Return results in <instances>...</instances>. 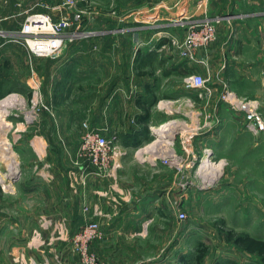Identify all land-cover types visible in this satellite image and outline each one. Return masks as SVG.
<instances>
[{"label":"rangeland","instance_id":"1","mask_svg":"<svg viewBox=\"0 0 264 264\" xmlns=\"http://www.w3.org/2000/svg\"><path fill=\"white\" fill-rule=\"evenodd\" d=\"M187 1L77 0L76 8L84 10V19L79 28L78 26L69 28L67 30L69 34H74V32L79 33V31H93L95 28H118L120 34L124 35L125 41L122 44L113 46V49L109 50L111 58L100 52L104 58L108 56L109 61H106L108 64H104L103 69L101 67V69H98L97 74L91 76V84L85 87L89 89L82 90L83 86L80 84V76H74L71 81L67 80L66 83L62 79L52 81L50 78L51 60L59 58L66 47L72 44L76 45L79 38L69 41L61 55L52 59L51 57H37L30 54L27 47L18 37L22 24L30 14L38 12L50 13L51 6L62 4L64 0H0V44L1 48L5 49V56L1 55L0 57V101L11 94H16L14 98L6 101L4 106H0V112H5L2 118H0V122L2 120L9 124L5 128L6 137L11 143V149L16 152L14 159L18 161L17 171L13 173L16 162L8 158L0 150V190L2 188L6 191L8 207L20 206L14 192L19 187L18 181L24 174L19 154L21 141L27 139L26 137L31 135L30 133L37 132L36 134L45 136L49 142L48 155L54 165L55 180L57 182L62 176L61 171L64 170L65 165L71 167L72 162H74L77 149L81 143L83 121L86 119L92 120V117L88 116L91 111L95 110V106L98 104V101L94 100L93 90L96 87L94 84L99 83L103 78L105 86L103 93L104 100L109 95L111 85L113 86L115 80L124 79L130 70H132L130 67L128 69L123 68V65L130 64V50L134 49L133 45H129L130 41L128 42L127 40L128 38L131 40L132 37H125L128 36L127 30L131 28H147L154 33L155 31L164 30L168 26L164 19L144 20L136 18L138 13L140 15H142V12L151 13L152 15L160 13L169 4L168 7L173 8L172 11L179 10V15L183 17L182 20H188L189 17L185 16H190L194 10L192 12L189 11ZM197 2L195 6L193 5V9L201 10L207 8V11H200L195 15L197 20L206 17H221L222 23L220 22L219 25L226 22L225 24L232 25V27L238 25L239 28L245 26L255 30L264 28L262 23L264 19L261 18L264 17V0H211L208 6L199 0ZM58 15H60V12H57L54 16L57 17ZM230 20L232 22L228 23ZM219 25L217 40L219 38ZM92 55V60H95V55ZM76 58L78 59V57ZM111 63L117 66V68L113 67L111 69ZM184 78L183 89L189 93L191 89L185 86ZM34 81L40 84L44 102L50 107L51 105L53 106V114L48 111L45 112L43 108V111L33 108L32 97L34 89L32 83ZM62 83L65 84L63 85ZM154 100L153 105H156L158 99ZM257 100L258 109L264 117L261 101ZM128 102V99L125 102H121L120 100L114 101L110 104V107L121 109ZM103 104L105 103L103 102ZM191 108L189 102L182 101V103L175 106L173 112H170L169 116L172 117L168 119L178 118V116H190L192 114ZM36 110L39 113L37 114L38 118L32 122L27 117V114H31L30 111L33 113ZM183 118L185 119V117ZM200 118L199 115L193 119H195V122H198ZM185 123L186 127L180 126L178 129L190 134V126H195L196 123L194 125H192L191 121ZM180 125H183L182 122ZM28 126L30 129L26 131ZM244 129H246L245 121ZM148 131L147 135L141 134V141L138 144L133 140L127 144L126 133H114L117 136L118 143L115 154L116 173L109 177L96 176L90 179L92 185L90 189H97L99 192H102L99 193L101 194V198L110 200L113 203V207L114 202L117 203L120 216L123 214V207L126 202L127 205L136 202V199L141 198L147 193L145 197L139 200L150 201L147 204H152L151 202L157 193L164 195L163 199H161L162 207L160 206V209L156 210L154 206H150V211L144 215V219L151 222L147 229L144 230V242L147 243L144 251L145 259L135 262V264H189L204 248H206V253L201 264H212L218 258L226 262L235 261L237 264H245L249 261L263 264L260 257L243 251L233 241L229 240L228 236L230 232L234 234L249 233L264 239V133L258 132V134H255L248 130L255 137H258V165L247 164L245 167L223 163L219 166L220 171H213L207 175H211V184L204 187L201 179H197L198 186L189 187L188 192L193 193L194 191L198 196L196 198H189L187 201L190 203H186L185 205L186 201L183 200L185 197L182 196V192H178L180 191L179 187L176 188V191L172 189V194H169L168 188L176 180L177 170L167 164L160 163V165L154 167L148 161H143V158H146V151L148 149L146 146L156 138L158 139L152 146L164 155H168V151L170 152L168 149L169 144L174 146L176 150H181V132L179 131V133L175 134L176 139H171L169 136L162 137L158 135L159 133L152 132L150 129ZM203 134H205V131H201L199 135H195L193 138L194 145L197 142V145L202 144L198 140L200 137L202 139ZM139 149L142 150L138 152ZM198 153L204 154L203 150ZM244 171L248 173L246 177H241L243 179L238 178L237 174ZM14 178L16 180L13 181ZM6 183H10V185ZM87 187L89 188L90 185L88 184ZM57 188L62 189V185H59ZM79 189L80 191L82 190V185H80ZM3 190L1 191L3 192ZM161 190L163 191L161 192ZM81 192L79 193L81 194ZM148 192L150 193L148 194ZM174 193L177 198H180L176 199L173 195ZM127 195L131 197L129 200L126 199ZM169 195L172 198V203ZM42 198L44 202L46 198ZM38 199L42 200L40 197ZM81 200L82 198L79 201L81 202ZM175 200H179L180 207L186 210L187 219L185 221H180L177 218L178 206ZM72 201L79 203L78 195L75 194ZM170 203L173 205L172 207ZM86 206V204H83L84 209ZM88 207L90 208V206ZM106 213L111 214L109 210ZM58 229H55V233L57 232V234L60 232ZM77 230L78 228L76 227H64V234L61 235V239L67 240L66 238L72 237ZM103 236L104 232L100 238L93 240L89 244L90 250L97 255L98 253L94 250L93 243L101 240ZM49 247L54 253L60 254L63 252L64 246L56 244L53 240ZM98 256L104 260L100 255ZM127 264L130 263L128 262Z\"/></svg>","mask_w":264,"mask_h":264},{"label":"crops","instance_id":"2","mask_svg":"<svg viewBox=\"0 0 264 264\" xmlns=\"http://www.w3.org/2000/svg\"><path fill=\"white\" fill-rule=\"evenodd\" d=\"M197 1H187L189 11L194 10L190 16H185L189 17L190 21L197 20L195 15L200 11H207V8L193 9ZM210 1L206 0L205 4L208 6ZM167 7L153 15L138 13L136 18L164 19L168 26L154 33L147 28L127 30L128 36L125 37H132L131 40L130 38L127 40L134 49L130 50V64L123 65V68L130 67L132 70L124 79L115 80L114 87L111 85L109 95L104 100L103 78L99 83L94 84L96 85L93 90L94 100L98 101V104L95 102L97 104L95 110L91 111L88 117H92L93 124L106 126L111 133H128L133 128L141 130L143 127L153 132L154 126L165 123L169 117H172L169 115L175 106L182 101H192L196 109L192 108V114L183 117L187 122L194 123L195 112L204 107L205 103L195 90L187 93L183 89V78L187 73L197 71L210 77L213 82L215 89L213 103L210 106L219 121L213 130L205 132L202 139L199 138L198 141L202 144L197 145V142L194 146L195 150L201 152L205 147H209L212 149L214 159L223 160L222 162L226 164L245 167L247 164L258 165V137L244 129L242 113L229 109L225 103L217 100L220 88L217 78L223 77L240 96L259 99L264 110V28L255 30L245 26L239 28L238 25L232 27L225 24L226 22L220 24L218 40L209 48L199 49L197 52L200 60L205 59L208 62V65H205L200 61L192 62L180 58L168 46L164 47L168 41L167 37H162L165 33L183 34V29L176 24L178 20L183 19L179 15V10L172 11L173 8ZM262 23L264 25L263 20ZM118 30V28H95L92 37L79 39L76 45L66 47L59 58L51 60L52 81L62 79L66 83L74 76H80V84L84 87L81 89L88 90L89 88L85 87L91 84V76L97 74L101 67L103 69L104 64H108L106 63L109 61L108 56L112 57L109 50L125 42L124 35ZM95 44L98 45L97 49L93 48ZM100 52L108 56L104 58ZM1 55L5 56V49L1 48L0 44V57ZM91 55H95V60H92ZM113 65L111 63V69L117 68ZM156 98L158 99L156 105H153ZM127 99L128 104H124L121 109L110 107L114 101L125 102ZM149 107L150 118L139 122L138 116ZM183 117L178 116L177 119H184ZM28 129L29 126L26 131H29ZM36 133H30L25 142L22 140L20 144L19 154L24 174L18 181L19 187L14 192L20 206L8 207L6 191L2 188L3 192L0 190V264H80L78 255L70 250V242L62 240L60 233H55V229L64 231V227L79 228L87 219H98L101 222L104 236L93 243V248L105 261L110 264L128 262L135 264L144 260L145 245H147L144 242V230L151 223L144 219V215L150 211V206H154L156 210L160 209L164 195L157 193L152 204H147L150 201L139 200L147 193L136 199V202L129 205L126 202L121 217L117 203L114 202L113 207L110 200L101 198L99 193L102 192L90 189L92 187L90 179L96 176L90 174L84 180L74 162L71 167L65 165L64 170L61 171L62 176L56 182L54 165L48 155L49 142L45 136ZM154 143L155 140L146 148L151 150ZM246 174L248 173L244 171L237 174V177L243 179L241 177H246ZM59 185H62V189L57 188ZM80 185L82 192L79 189ZM169 187V194H172V189L176 191L178 186L175 180ZM194 193L193 191L185 196L183 199L186 201L185 205L190 203L187 201L189 198L198 196ZM75 194L78 195V201L82 198L81 202L72 201ZM173 195L175 196V193ZM42 197L46 198L44 202ZM169 197L172 203V198L170 195ZM130 198L126 196L127 200ZM177 201L179 200H175ZM83 204L90 206L91 210L84 209ZM108 210L111 214L106 213ZM53 240L56 244L64 246L60 254L51 251L49 245ZM25 246L33 247L25 248Z\"/></svg>","mask_w":264,"mask_h":264},{"label":"built area","instance_id":"3","mask_svg":"<svg viewBox=\"0 0 264 264\" xmlns=\"http://www.w3.org/2000/svg\"><path fill=\"white\" fill-rule=\"evenodd\" d=\"M199 1L206 3V0ZM76 6L77 0H64L62 4L51 6L50 13L38 12L28 16L19 30L18 37L27 47L30 54L37 57L57 58L69 41H73L76 38H90L94 35L95 32L92 30L74 32V34L67 32L73 26H78L79 28L83 22L85 12L77 9ZM57 12H60V15L55 17L54 15ZM221 21V17H206L193 21L178 20L176 24L183 29V34L165 33L162 37H167L168 41L164 47L168 46L180 58L192 62L200 61L208 65L205 59H199L197 52L199 49L209 48L217 40L218 25ZM97 47V44L93 46L94 49H97ZM217 79L220 85L217 100L225 103L229 109L242 113L247 130L255 134H258V132L264 133V117L258 109V100L240 96L223 77L219 76ZM184 81L187 88L195 90L198 93V97L204 100V107L195 112L196 118L200 115V120L192 123V125L195 123L196 125L190 126V134L178 129L180 126L186 127V119L173 118L154 126L153 131L158 134L157 128L169 123L167 126L170 125L171 128L169 126L166 131L171 133L169 136L171 139H176L175 134L180 131L182 135L181 150H176L174 146L169 144L168 149L170 152L168 151V155L162 154L157 148H152L151 150L147 149L146 158H143V161H148L154 167H157L160 163L174 167L177 170L175 184L179 187L183 197L189 193V187L198 186L197 179H201L204 187L211 184L212 182L207 175L213 172L219 164L222 165L224 163L222 162L223 160L214 159L212 149L209 147L203 149V155L199 154L195 150L193 143V138L196 134L199 135L201 131L209 132L213 130L219 121L210 106L214 97L215 88L213 87V82L210 77L197 71L187 74ZM32 87L34 89L32 97L33 108L40 111L43 108V110L53 114V106H48L42 98L39 82L34 81ZM188 102L190 107L195 110V103L192 101ZM30 112L31 114L28 113L27 117L33 122L38 118L37 114L39 113L37 110L33 111V113L32 111ZM181 122L183 125H180ZM82 128L81 143L77 149L74 163L76 168L82 173L83 179L86 180L90 174L98 177L113 176L116 173L117 136L109 132L106 126L93 124L90 119L83 121ZM157 139H155V142ZM141 150L139 149L138 152ZM206 171L209 172L206 173ZM176 205L178 206L177 218L180 221H185L187 219L186 210L180 207L178 201ZM85 208L89 209L88 206ZM101 228L98 219H87L72 237L66 238L70 242V250L78 255L80 264H109L91 251L89 247L93 240L102 236L103 231ZM59 233L63 235L64 231L60 229Z\"/></svg>","mask_w":264,"mask_h":264},{"label":"trees","instance_id":"4","mask_svg":"<svg viewBox=\"0 0 264 264\" xmlns=\"http://www.w3.org/2000/svg\"><path fill=\"white\" fill-rule=\"evenodd\" d=\"M45 112H47L45 110ZM150 118V107L144 109V113L140 116H138V121L144 122L147 121ZM149 133L148 129L146 127H143L141 130H134L126 133L127 134V144L131 143L133 140L136 144H138L141 140V134L147 135ZM229 240L233 241L235 245L240 247L243 251H246L248 253L257 255L261 258L262 263L264 264V239L258 238L256 236H253L249 233H229L228 236ZM206 253V248L202 250V252L196 256V258L191 261L189 264H201L204 256ZM212 264H237L235 261L226 262L222 259H216ZM245 264H257L254 261L246 262Z\"/></svg>","mask_w":264,"mask_h":264},{"label":"bare ground","instance_id":"5","mask_svg":"<svg viewBox=\"0 0 264 264\" xmlns=\"http://www.w3.org/2000/svg\"><path fill=\"white\" fill-rule=\"evenodd\" d=\"M14 96H16V94H11L9 96H7L4 100H1L0 101V106H4L5 105V102L8 101V100H11V98H14ZM5 114V112H0V118H2V116ZM169 123H166L160 127H158L157 131H158V135H161L162 137L164 136H170L171 133L167 132L166 129L170 126H167ZM9 124L6 123L5 121H2L0 122V150H2V152L4 154L7 155L8 158L14 160V162H16L14 164L15 166V169L13 170V173H15L17 171V165H18V161L16 159H14L16 157V152L11 149V143L9 142V140L7 139L6 137V126H8ZM171 128V126H170ZM162 141V140H161ZM171 141V140H170ZM217 166V165H216ZM220 168V167H218ZM218 169L216 168L214 171H217ZM209 172V171H206V173ZM213 175V174H212ZM217 176V175H216ZM209 178H211V175L209 176ZM213 178V177H212ZM210 180V179H209ZM6 181V180H4ZM7 185H10V183H6Z\"/></svg>","mask_w":264,"mask_h":264},{"label":"water","instance_id":"6","mask_svg":"<svg viewBox=\"0 0 264 264\" xmlns=\"http://www.w3.org/2000/svg\"><path fill=\"white\" fill-rule=\"evenodd\" d=\"M16 180V178L13 179V181Z\"/></svg>","mask_w":264,"mask_h":264}]
</instances>
